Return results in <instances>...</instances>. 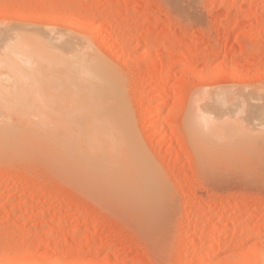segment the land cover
<instances>
[{"label":"rangeland","instance_id":"374dc122","mask_svg":"<svg viewBox=\"0 0 264 264\" xmlns=\"http://www.w3.org/2000/svg\"><path fill=\"white\" fill-rule=\"evenodd\" d=\"M67 17L76 24L69 25ZM0 22L8 27L1 29L0 24V33L4 34H0V44L11 42L17 28L30 30L26 35L35 28L38 31L34 29L33 34L49 32L52 37L53 26L54 33L69 31L75 35L65 34L70 39L64 36L62 42L69 39L73 48L78 46L77 41L81 40L78 48L89 42V47L115 69L120 77L119 90L122 85L120 110L124 108L119 120L126 123H122V129L130 131L133 145L144 154L146 174L145 181L138 179L141 182L137 184V175L131 178L135 175L133 166L130 170L121 166L128 178L120 176L126 181L112 183L105 173L78 168L73 159L75 152L65 156V150L60 156L63 152L58 151L61 147L51 135L52 125L63 119L68 127V104L72 102L75 107L80 99L67 97L73 92L67 90L68 84L65 86L70 79V73L65 75L66 64L53 68L52 61L44 63L46 66L40 61L45 69L50 67L52 74L40 65L44 75L32 71L26 79L21 76V83L28 86H17L15 79L1 76L0 83L7 85L9 94L2 84L0 114L5 106L4 114L10 113L11 117L2 114L0 123L10 129V122L13 126L20 123V127L39 122L44 131H31L33 137L26 139L25 132L21 136L20 130L18 136L19 130H15L16 138L15 131L5 128L9 143L0 145V264L28 260L35 264L259 263L256 256H264V132H260L264 126L257 127L258 119L238 101H246L254 92L259 96L254 94V101L264 102V0H0ZM42 25L50 26V30ZM55 42L51 40L54 46L62 44ZM32 63L29 65L34 66ZM166 64L169 73L158 82ZM2 79L12 81V87ZM45 84L50 89H44ZM79 86L74 91L81 95ZM20 89L28 97L24 98ZM222 90L224 95L220 94ZM218 93L226 100L219 108L216 104L222 96ZM9 95H16L15 102ZM228 95L239 105H233ZM209 98H217V103ZM242 112L246 113L244 118ZM27 115H33V119H24ZM250 120L257 125L247 127ZM229 121L234 127L242 126L227 131L233 127L224 125ZM64 123L62 128L66 127ZM220 123L226 131L216 128L215 124ZM222 131L227 133L223 135ZM213 231L217 234L214 254L206 262L203 259Z\"/></svg>","mask_w":264,"mask_h":264},{"label":"bare ground","instance_id":"6f19581e","mask_svg":"<svg viewBox=\"0 0 264 264\" xmlns=\"http://www.w3.org/2000/svg\"><path fill=\"white\" fill-rule=\"evenodd\" d=\"M68 18V17H67ZM66 18V20L68 21V23H69V25L70 24H76V21H75V23L72 21V20H74V19H72L71 20V18L69 19H67ZM65 20V19H64ZM14 21V20H13ZM33 22V21H32ZM2 23H4L5 24V22H2ZM10 23V22H9ZM25 23V22H24ZM42 23V22H41ZM64 23H66V22H64ZM79 23V22H78ZM0 24H1V22H0ZM45 24V23H44ZM38 25H39V23H38ZM51 25V24H50ZM78 25V24H77ZM7 26H9V25H7ZM42 26H44V25H42ZM2 27H3V29L6 27V24H5V27L1 24V29H2ZM14 27V26H13ZM46 29H48L49 27L46 25V26H44ZM83 27V26H82ZM10 28H12L11 26H9V29ZM42 28V27H41ZM52 28H54L53 26H52ZM52 28L50 27V29H51V33L53 34L52 35V37L51 36H48L49 35V32L48 33H44V34H39V32L38 33H35L34 32V34H33V30L35 29H32V34L31 35H28V34H30L29 32H30V30H20V31H18V29L19 28H17L16 29V35H14V33H15V29L14 28H12L13 30H10V32H13L14 31V33H13V35H14V37H11L12 38V40L10 39V35L8 36L9 38H7L6 36V38L8 39V40H11V42H9V41H5L6 43L5 44H3V42L0 44V45H3V47L5 46V48H7V49H4L3 47V50L1 51L0 50V79H1V76L3 77V76H9L11 79L10 80H12V79H15V82H14V80H13V82L15 83V84H17V86L19 85V86H28V85H24V83L22 84L21 83V76L22 77H26L27 75L26 74H28V75H33V73H32V71H34L35 72V74L37 73V75H40V74H38L39 72H36V71H40L39 70V68H40V65H41V67L44 69L43 71L45 72V70L46 71H49L50 70V67H49V70H47V69H45L44 68V66H46V64L44 65V63H47L48 61H52L53 62V65H55V67H53V68H60L61 66H64L65 64L67 65V68L65 69L64 67H62V69H65V75H66V73H70V74H67V76L69 75V83L67 82L66 84H65V86L67 85L68 86V88H70V89H67V90H71V92H73V93H70V92H68V93H70L71 95H67V97L68 98H70V96H72L71 98H73V97H75V98H77V99H79V96H80V99H79V102H82V101H84L83 102V104H82V106H77L76 107V104L77 103H79L78 101H77V103L75 104V107H73V105H72V102H71V104H70V102H69V104L68 105H70L69 107V109H67V116L69 117V118H71V120H70V122L68 123V124H70L68 127L66 126L67 125V120L65 121V123L63 122V119H62V123H59V122H57V120H56V122H57V125L56 124H53V125H55L54 127H53V125H52V132H51V135L52 134H54L53 136H56V145H60V149H59V147L57 148L58 149V151L59 150H62L61 152H63V153H61L62 155H60V156H68V154H69V151H70V153L72 152H75V153H73L74 155V157H73V159L74 160H76L75 161V164L77 163L78 164V166H77V164H76V166L78 167V168H81V166L84 168L85 167V170L89 167L90 169H94L95 171H97L98 173H105L106 174V177H108V179L107 180H109V178H110V181L109 182H112V183H114L115 181L117 182V181H126V179L125 178H123L124 180H122V179H119L118 177H127L128 178V176H127V172H125V171H123L122 170V168H121V166L122 167H124V166H126V168H127V170H130V166H133V168L135 169V175H133L134 177H131L132 178V180H133V178L134 179H136L137 178V180H135L136 181V183H137V181H138V179H144V178H146V174H145V170H144V162L143 161H145V157L143 158V156L142 155H144L143 153L142 154H140V152L138 151L139 149H137L136 147H138V146H134L133 145V143H132V138H131V134L127 131H125V129L123 130L122 129V127H123V125H122V123L123 122H121L122 121V118L119 120V117H120V90L122 89V85H121V89L119 90V84H121L119 81H120V77H119V75L114 71L115 69L114 68H112L111 67V65L109 66V65H107V63L102 59V57H99L98 56V54H97V52H95L92 48H90V47H92V46H90V43L89 42H85V44H84V47H81V48H78L80 45H79V42L81 41H77L76 43L78 44V46L77 45H74V46H76V48H73V45H71V44H73V43H71L70 44V42L68 41L69 39H70V37H68V36H70V35H68V33H69V31L66 33L65 31H62L63 32V34L61 33V31H57V32H60V34L58 33H54L55 32V29H53L52 30ZM0 29V30H1ZM6 29H8V27H6ZM5 29V30H6ZM21 29V28H20ZM46 29H45V31H46ZM50 29H48V30H50ZM4 30V32H7V31H9V30H7V31H5ZM36 31H38L37 29H35ZM34 30V31H35ZM47 30V31H48ZM62 30V29H61ZM70 30V29H69ZM81 30V29H80ZM2 31V30H1ZM22 31V32H21ZM28 31V32H27ZM10 32H7L8 34H10ZM25 32H27L28 34L26 35L25 34ZM65 32V33H64ZM2 34H3V32H1ZM0 33V34H1ZM19 33V34H18ZM21 33V34H20ZM25 34V35H23V34ZM50 33V34H51ZM88 33V32H87ZM12 34V33H11ZM36 34H38V36H36ZM46 34V35H45ZM68 35V36H66V35ZM69 34H71V33H69ZM4 35V34H3ZM7 35V34H6ZM13 35H11V36H13ZM41 35V36H40ZM62 35V36H61ZM74 34H71V36H73ZM2 36V35H1ZM64 36H66V37H68L69 39L68 40H63V42L61 41L63 38H66V37H64ZM75 36V35H74ZM50 37V38H49ZM63 37V38H62ZM4 38V37H3ZM74 38V37H73ZM76 38V37H75ZM6 39V40H7ZM81 39H82V37H81ZM3 40V39H2ZM1 40V38H0V42L2 41ZM5 40V39H4ZM51 40H52V42H54V43H56L55 41H60V42H62V44H61V46L60 45H58V46H60L61 48H59L57 45L56 46H54L55 44H52L51 43ZM54 40V41H53ZM86 40V39H85ZM72 41H74L75 42V40H72ZM71 41V42H72ZM60 42H58V44H60ZM75 43V44H76ZM86 43H88V46H87V44ZM90 46V47H89ZM57 47V48H56ZM62 47H64L65 49H63ZM1 47H0V49H2ZM56 48V49H55ZM95 49V48H94ZM93 50V51H92ZM34 61V66L36 65V63H37V65H36V68L33 66V65H29V64H33L32 62ZM43 62V65H42V63L41 62ZM46 61V62H45ZM164 61V60H163ZM169 63V62H168ZM62 64H64V65H62ZM38 65H39V67H38ZM65 65V66H66ZM170 66V65H169ZM3 67H5V68H3ZM35 68V70H33L34 68ZM112 68V70L110 69V68ZM3 68V69H2ZM42 68H40V69H42ZM46 68H48V67H46ZM168 65L166 64V65H164V67H163V71H162V73L160 74V76L157 78V81L158 82H161L162 81V79H163V77H165V75L166 74H168L167 73V71H168ZM170 69H171V67H170ZM42 70L40 71L41 72V76L42 75H44V74H42V72H43ZM51 71V70H50ZM49 71V72H50ZM53 71V70H52ZM55 71V70H54ZM48 72V73H49ZM62 72V74H63V70L61 71ZM30 73H32V74H30ZM51 74H52V72H50ZM56 74L58 73L59 74V72H58V70H57V72H55ZM46 74H47V72H46ZM55 74V75H56ZM57 74V75H58ZM26 75V76H25ZM54 75V74H53ZM64 75V74H63ZM118 75V76H117ZM19 76V77H18ZM17 77V78H16ZM30 77V76H29ZM31 77H34V76H31ZM45 76H43V78H44ZM59 77H61L60 75H59ZM118 77V78H117ZM167 77V76H166ZM6 78V77H5ZM63 78H67V77H64L63 76ZM62 78V79H63ZM26 79V78H25ZM46 79H47V76H46ZM45 79V80H46ZM60 79V78H59ZM78 79V80H77ZM2 80H5V82L4 83H6V84H8V86H10V84H9V82L10 81H8L7 80V82H6V79H2ZM18 80H19V82H18ZM40 80V79H39ZM43 80V79H42ZM51 80H53L52 78H51ZM119 80V81H118ZM156 80V79H155ZM1 81V80H0ZM49 80H47V82H48ZM62 81V80H61ZM67 81V80H66ZM2 82V81H1ZM12 82V81H11ZM10 82V83H11ZM18 82V83H17ZM13 83V84H14ZM36 83H38L37 81H36ZM44 83H45V81H44ZM51 83H52V81H51ZM50 83V84H51ZM61 83V82H60ZM63 83V82H62ZM80 85L81 84V86H79V89H81L80 87H82L83 88V90H79V89H77V91L78 92H80L81 91V95H79L78 93H76L74 90H76V88L78 87V84ZM165 83V82H164ZM2 84L3 83H0V91H4V90H2L1 88H2ZM14 84V85H15ZM22 84V85H21ZM35 84V83H34ZM42 84H43V81H42ZM75 84H77L75 87L73 86V85H75ZM161 84V83H160ZM14 85H13V87H14ZM36 85V84H35ZM47 84H45V86H46ZM52 85H54V84H52ZM59 85V84H58ZM6 87H7V85H5ZM65 86H64V88H65ZM162 86V85H161ZM3 87H4V84H3ZM6 87H4L3 89H6ZM12 86H10L9 88H11ZM43 87V86H42ZM50 87V86H49ZM49 87H44V89H47V88H49ZM54 87V86H53ZM61 87V86H60ZM71 88H73V89H71ZM75 88V89H74ZM165 88V87H164ZM163 88V89H164ZM14 89V88H13ZM50 89V88H49ZM63 89V88H62ZM62 89H61V91H62ZM7 90V92H6V94L8 95L9 94V91H8V88L6 89ZM12 90V89H11ZM11 90H10V92H11ZM21 91V93H25L26 94V92H25V90L24 89H20ZM29 89H27L26 91H28ZM153 90H155V88L153 89ZM152 90V91H153ZM157 90L159 91V92H162L161 90H162V88H157ZM156 90V91H157ZM46 91V90H45ZM60 91V90H59ZM66 91V90H65ZM219 91V90H218ZM218 91H216V92H218ZM29 93L30 92H32V90L30 89V91H28ZM42 92H43V90H42ZM46 92H50L51 93V91L50 90H48V91H46ZM46 92H45V94H46ZM226 92V91H225ZM224 92V93H225ZM0 93H2V92H0ZM13 92H11L10 94H12ZM20 93V94H21ZM37 93V92H36ZM41 93V92H40ZM75 93V94H74ZM83 93V94H82ZM156 93H158V92H156ZM222 93V95H224L223 94V90L222 91H220V94ZM5 94V95H6ZM13 94H15V93H13ZM19 94V93H18ZM24 94V98H25V96L26 97H28V95L26 94L25 95ZM33 95L35 94V92H33L32 93ZM52 95H53V93H51ZM56 94L57 93H55L54 95L56 96ZM60 94V93H59ZM63 94V93H62ZM65 94V93H64ZM63 94V95H64ZM67 94V93H66ZM76 95V94H78V95H76V96H73V95ZM120 94V95H119ZM123 94V93H122ZM219 93L217 94V96L218 95H220ZM226 94V93H225ZM231 94H232V92H231ZM236 94V93H235ZM235 94H232V95H235ZM247 94H249V93H247ZM247 94H246V96H247ZM257 96V94L256 93H254L253 92V94H252V92H251V98L250 97H246V101H245V104L243 103V102H241L240 100L238 101V102H240V105H239V103L238 102H236L235 101V99H232L231 98V95H230V97H229V95H228V97H226V98H231L232 100H233V105L234 104H236V105H239V106H243V108L245 109V108H247V110H249V113H250V115L251 114H253V115H255L254 117H255V119H258V123L257 122H252L251 120L249 121L250 123H246L247 125V127H255L257 124V127L259 126V127H261V125L262 126H264V121H263V119H264V102H262V103H257V102H255L254 101V99H255V95ZM36 95V94H35ZM38 95V94H37ZM44 95V94H43ZM222 95H220V96H222ZM249 95V96H250ZM9 96H11V95H9ZM14 97H12V100L13 99H15V96L16 95H13ZM21 96V95H20ZM23 96V95H22ZM51 96V95H50ZM49 96V97H50ZM78 96V97H77ZM212 96V95H211ZM226 96V95H225ZM253 96H255L254 98H253ZM2 97H4L3 96V93H2V95L0 94V102H1V100L3 99ZM29 97H31L30 95H29ZM41 96H39V98H40ZM43 97H45V96H43ZM48 97V98H49ZM58 97V96H57ZM66 97V99H68ZM81 97H83V98H81ZM124 97V96H123ZM122 97V98H123ZM207 97H208V95H207ZM210 97V96H209ZM233 97V96H232ZM237 97V96H236ZM257 97H259V96H257ZM260 97H262V96H260ZM17 98H19V97H17ZM21 98V97H20ZM32 98V97H31ZM42 98V97H41ZM40 98V100H43V98L41 99ZM61 98H63V97H61ZM70 98V99H71ZM74 98V99H75ZM214 98V97H213ZM212 98V99H213ZM218 98V97H217ZM217 98L216 99H213V101L214 102H216L215 100H217ZM221 98H223L224 99V97L222 96V97H219L218 98V100L217 101H220V103H217L216 104V106H217V108H219L218 107V105H220V104H223L225 101H223V99H221ZM225 98V99H226ZM234 98V97H233ZM238 98H239V96H238ZM263 98V97H262ZM28 99V98H27ZM38 99V98H37ZM36 98H35V101L37 100ZM50 99H52V97L50 98ZM55 99V98H54ZM83 99V100H82ZM210 99V98H209ZM212 99H210V100H212ZM251 99H253V101H252V103H251ZM6 100H7V98H6ZM18 100H20V99H18ZM23 100V99H22ZM29 100V99H28ZM38 101V102H41V101ZM45 100V99H44ZM56 100V99H55ZM63 100V99H62ZM62 100H60V101H62ZM8 101V100H7ZM11 101V100H10ZM14 102H15V100H13ZM21 101V100H20ZM24 101H26V100H24ZM33 101V100H32ZM68 101L69 100H67V101H64V102H67L68 103ZM76 101V100H75ZM221 101L223 102V103H221ZM227 101H228V103H230L229 102V100L227 99ZM3 102V101H2ZM16 102H17V99H16ZM23 102V101H22ZM27 102V101H26ZM42 102H44V101H42ZM52 102H54V100H52ZM124 102V101H123ZM12 103V102H11ZM10 103V104H11ZM24 103V102H23ZM28 103V102H27ZM36 103V102H35ZM61 103V102H60ZM73 103H74V101H73ZM152 103V102H151ZM213 103V102H212ZM212 103H210V104H212ZM227 103V102H226ZM238 103V104H237ZM244 105H243V104ZM257 103V104H256ZM32 104V103H31ZM30 104V102H29V105L30 106H32ZM44 104V103H43ZM54 104H56L55 102H54ZM64 104V105H63ZM62 105L63 106H65V103H63ZM80 104V103H79ZM85 104V105H84ZM215 104V103H214ZM213 104V105H214ZM1 105V104H0ZM21 105V104H20ZM36 105V104H35ZM38 105V104H37ZM45 105V104H44ZM61 105V104H60ZM71 105H72V107H71ZM152 105V104H151ZM245 105H246V107H245ZM255 105V106H254ZM13 106H15V105H13ZM42 106V105H41ZM46 106H47V104H46ZM50 106V105H49ZM49 106H47V108L49 107ZM55 106V105H54ZM222 106V105H221ZM220 106V107H221ZM224 106V105H223ZM239 106H238V108H239ZM10 110H12L13 108H10V106H9V104H8V106H7ZM6 107V108H7ZM12 107V106H11ZM34 107V106H33ZM59 106H57V108H58ZM213 107V106H212ZM234 107V106H233ZM232 107V108H233ZM236 107V106H235ZM1 108V110H2V107H0ZM3 111L5 112L6 110H5V106H3ZM18 107H16L15 109H17ZM37 108V107H36ZM54 108V107H53ZM60 108H62V107H60ZM65 108V107H64ZM221 108H223V107H221ZM32 109V108H31ZM50 109H52V107L50 108ZM124 109V108H123ZM123 109H122V111H123ZM36 110V109H35ZM40 110H42V109H40ZM45 110V109H44ZM53 110V109H52ZM52 110H50V111H52ZM152 110V109H151ZM3 111H1L2 113L0 114V117H3L4 118V116L2 115V114H4V112ZM13 111V110H12ZM17 111V110H16ZM19 111H20V109H19ZM24 111H25V109H24ZM31 111H34V110H31ZM63 111V110H62ZM62 111H60V112H62ZM121 111V112H122ZM234 111V110H233ZM232 111V112H233ZM238 112H240L239 110H237ZM237 111H234V112H237ZM242 111V110H241ZM243 111H245V110H243ZM18 112V111H17ZM16 112V114H18ZM29 112H30V110H29ZM42 112H44L43 110H42ZM55 112V111H54ZM57 112V111H56ZM59 112V111H58ZM209 112V111H208ZM212 112V111H211ZM6 113V112H5ZM15 113V112H14ZM34 113H35V111H34ZM46 113V112H45ZM44 113V114H45ZM48 113H49V109H48ZM47 113V114H48ZM51 113V112H50ZM53 113V112H52ZM64 113V112H63ZM123 113V112H122ZM153 113V112H152ZM223 113V112H222ZM243 113V112H242ZM245 113V112H244ZM244 113L242 114V117L244 116ZM20 114V113H19ZM28 114V113H27ZM30 114V113H29ZM31 114H33V113H31ZM43 114V115H44ZM59 114H61L62 115V113H58V116H59ZM155 114V113H154ZM233 114V113H232ZM246 114V113H245ZM4 115H6V114H4ZM10 116V113L9 114H7L6 116ZM15 115V114H14ZM25 115V114H24ZM35 117H37V114L35 115V114H33ZM32 115V116H33ZM53 115V114H52ZM54 115L56 116V114L54 113ZM123 115H124V113H123ZM212 115V114H211ZM216 115V114H215ZM214 115V116H215ZM236 115V114H235ZM238 115V114H237ZM236 115V116H237ZM253 115H252V118H254L253 117ZM13 116V115H12ZM30 115H27V117H24V119H26V118H31V119H33V117L31 116V117H29ZM44 116H46V115H44ZM48 116V115H47ZM154 116V115H153ZM157 116V115H156ZM214 116H211L212 117V119H214L215 117ZM11 117V116H10ZM8 118V119H13V118ZM14 117V116H13ZM15 117H16V115H15ZM23 117V116H22ZM57 117V116H56ZM56 117H54V118H56ZM61 117H63V115L61 116ZM60 117V118H61ZM222 116H218V118H221ZM223 117H225V116H223ZM227 117V116H226ZM240 117V116H239ZM239 117H237V120H238V118ZM241 117V119L242 120H244L243 118ZM6 118V117H5ZM18 118V117H17ZM159 118V117H158ZM205 118V117H204ZM217 118V117H216ZM248 118V117H247ZM251 118V119H252ZM51 119H53L52 117H51ZM225 119V118H224ZM14 120V119H13ZM35 120H37V118H35ZM157 120V119H156ZM226 121L228 120V117H227V119H225ZM235 120H236V118H235ZM234 120V121H235ZM239 120H240V118H239ZM247 120V119H246ZM17 121H19V119L17 120ZM59 121V120H58ZM211 121V120H210ZM232 122H233V120H231ZM231 121H229V125L226 123H224V125H227V126H233L234 125V123H232ZM16 122V121H15ZM14 122V123H15ZM22 122V121H21ZM24 122H26V121H24ZM46 122H48V121H46ZM50 122V121H49ZM119 122V123H118ZM241 122V121H240ZM6 123V122H5ZM7 123H9L8 121H7ZM13 123V122H12ZM11 122L9 123V127H10V129L8 128V126H7V124H5L4 125V123H0L1 124V126H0V145H3L4 143H7L9 140H7V135H9V134H5V133H7L8 131L7 130H10V131H12V133L16 130L17 131V129L19 130L18 131V133L20 132V130H21V132L23 131V132H25L24 133V135H25V138L26 139H28L27 137L29 136V138L30 137H33V132H31V131H34V133H36V130H38V132L40 131V132H42V131H44L43 129H42V131H41V128H43V125H42V123H39V122H37V124H36V122H34V124H35V126H34V124H32L33 125V127H32V125L30 124V126H29V123H33V121H31V122H29L28 123V125H22V126H24V127H20V123H19V125L17 124V126H16V124H14V126H13V124H12ZM61 124V125H59V124ZM63 123L65 124V126L67 127H64V128H62L61 126L63 125ZM205 123H207L208 125L210 124L209 123V121H205ZM232 123V124H231ZM236 124H239V125H241L240 123H239V121H236L235 122ZM255 123H257V124H255ZM12 124V125H11ZM21 124H24V123H21ZM49 124V123H48ZM51 124L52 123H50V126H51ZM120 124H121V126H120ZM124 124V126H125V124L126 123H123ZM206 124V125H207ZM235 124V125H236ZM2 125H4V126H2ZM40 125V127H37L36 128V126H39ZM216 125V128H218V129H220L221 127L220 126H223V123H220V124H218L219 126H217V124H215ZM29 126V127H28ZM64 126V125H63ZM127 126V125H126ZM242 126V125H241ZM241 126H238V125H236L235 127L233 126V127H228L229 129L227 130V131H229V130H232V129H234V128H236V129H240L241 128ZM18 127V128H17ZM209 127H211V124L209 125ZM226 127V126H225ZM246 127V129H248ZM7 130H6V129ZM27 128H29V130H27V131H25V129H27ZM34 128H35V130H34ZM48 128V127H47ZM53 128H55V130L53 131ZM124 128V127H123ZM127 128H128V130L130 129L128 126H127ZM214 128V127H213ZM243 128V127H242ZM263 128V127H262ZM23 129V130H22ZM33 129V130H32ZM40 129V130H39ZM45 129V128H44ZM226 129V128H225ZM224 129V127L223 128H221V130H224V131H226ZM5 130H6V132H5ZM48 130V129H47ZM259 131H260V129H258ZM15 131V137H16V132ZM28 131H30V133H28ZM49 131H51V130H49ZM224 131H222V132H224ZM264 132V128H263V130H261L260 132ZM20 132V133H21ZM23 132L21 133V136H22V134H23ZM48 132V131H47ZM47 132H44V133H46L47 134ZM221 132V133H222ZM20 133H19V135L18 136H20ZM215 133V132H214ZM227 133V132H226ZM225 132L223 133V135L224 134H226ZM242 133V132H241ZM248 133V132H247ZM257 133H259V132H257ZM13 134V135H14ZM29 134H31V135H29ZM50 134V133H49ZM250 133H248L247 135H249ZM256 134V133H255ZM6 135V136H5ZM23 135V136H24ZM246 135V136H247ZM251 135V134H250ZM249 135V136H250ZM263 135V133H261L259 136H262ZM35 136V135H34ZM46 136V135H45ZM248 136V137H249ZM255 136H257V135H255ZM255 136H253V138L255 137ZM36 137H38V136H36ZM11 138V137H10ZM17 138V137H16ZM20 138V137H19ZM23 138V137H22ZM257 138V137H256ZM255 138V139H256ZM24 139V138H23ZM54 139V138H53ZM254 139V140H255ZM31 140V139H30ZM45 140V139H44ZM253 140V139H252ZM257 140V139H256ZM12 141V140H11ZM25 141V140H24ZM42 141V140H41ZM48 141V140H47ZM47 141H45V142H47ZM50 142V141H49ZM3 143V144H2ZM9 143V142H8ZM53 144H54V142H52ZM42 144H43V142H42ZM47 144V143H46ZM4 145H6V144H4ZM20 145H21V143H20ZM44 145V144H43ZM42 145V146H43ZM52 145V144H51ZM55 145V146H56ZM7 146V145H6ZM11 146H13V145H11ZM55 146H52V147H55ZM64 147V150H63V147ZM8 147H9V145H8ZM0 148L3 150V147L2 146H0ZM44 148H46L45 146H44ZM17 149H18V147H17ZM42 149H43V147H42ZM41 149V150H42ZM4 150H6V148L4 149ZM7 150H9L8 148H7ZM20 150V149H19ZM21 150H23V148H21ZM65 150H66V153L67 154H64L65 153ZM57 151V150H56ZM48 152V151H47ZM71 153V154H72ZM1 154H3V153H1ZM64 154V155H63ZM248 154V153H247ZM252 153H250V155H251ZM254 154V153H253ZM57 155H59V154H57ZM70 155V154H69ZM59 156V157H60ZM264 157V156H263ZM60 158H62V157H60ZM63 159H64V157H63ZM65 159H67V160H70V159H68L67 157H65ZM121 159H122V161H124V164H122V162H121ZM72 160V159H71ZM71 162V161H70ZM144 163V164H143ZM122 164V165H121ZM76 167V168H77ZM73 168H75V167H73ZM90 169H88V170H90ZM81 170H83V169H81ZM87 171V170H86ZM92 171V170H91ZM86 173V172H85ZM89 173V172H88ZM95 173V172H94ZM128 173H129V171H128ZM108 174H109V176H108ZM124 174V175H123ZM101 175V174H100ZM137 175V176H136ZM142 175H144V177L142 176ZM89 176V175H88ZM130 176H132V175H130ZM135 176H136V178H135ZM82 177V176H81ZM101 179V178H100ZM105 179V178H104ZM129 179H130V177H129ZM129 179H127V181L129 180ZM152 179V178H151ZM106 180V181H107ZM132 180H129V184H133V183H131V182H133ZM96 181V180H95ZM104 181V180H103ZM144 181H145V179H144ZM152 181V180H151ZM154 181V180H153ZM138 182H141V180H139ZM105 184V183H104ZM138 184V183H137ZM149 185L151 186V184L149 183ZM114 188H115V186H114ZM156 189H157V187H156ZM155 190V189H154ZM151 193V192H150ZM152 194V193H151ZM9 195H10V193H6V196H8L9 197ZM12 195V194H11ZM157 195V194H156ZM154 197V196H153ZM137 199V198H136ZM136 201V200H135ZM42 215V214H41ZM44 215V214H43ZM154 218V217H153ZM189 220V219H188ZM187 220V221H188ZM67 221V220H66ZM187 223V222H186ZM189 223V222H188ZM54 227V226H53ZM59 227H60V225H59ZM216 231H213V232H211L210 234H209V242H208V245H207V247H206V249H207V251H206V254L204 255V259H203V261L205 260L206 262H209L211 259H212V257H213V252H212V248H214L213 247V245H214V240H215V237H216ZM90 248V247H89ZM88 248V249H89ZM86 249V248H85ZM249 257H250V255H249ZM256 257H258V260H259V263L260 264H264V256L262 255V254H260V255H258V256H256ZM59 259V258H58ZM241 259V258H240ZM20 260V259H19ZM24 260V259H23ZM61 260H63V259H61ZM250 260V259H249ZM255 260V259H254ZM18 261V260H17ZM57 261V260H56ZM24 263H22V261L20 262L21 264H35V263H33V262H31V261H23ZM60 262H62V261H60ZM243 262H244V260H243ZM248 262V261H247ZM246 262V263H247ZM14 263H15V261H14ZM57 264H58V262H56ZM63 263H64V261H63ZM70 263V262H69ZM73 263V262H72ZM237 263H239V262H237ZM242 263V262H241ZM257 263V262H256ZM259 263H257V264H259ZM9 264V263H8ZM12 264V263H11ZM37 264V263H36ZM76 264H77V262H76ZM79 264V263H78ZM244 264V263H243Z\"/></svg>","mask_w":264,"mask_h":264}]
</instances>
